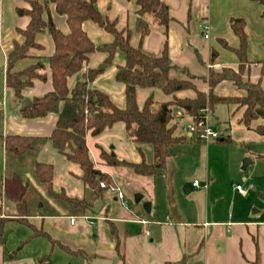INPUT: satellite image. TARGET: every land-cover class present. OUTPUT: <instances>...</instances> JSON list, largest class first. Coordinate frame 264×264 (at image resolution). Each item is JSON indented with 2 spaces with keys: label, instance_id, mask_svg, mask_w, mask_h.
<instances>
[{
  "label": "crops",
  "instance_id": "1",
  "mask_svg": "<svg viewBox=\"0 0 264 264\" xmlns=\"http://www.w3.org/2000/svg\"><path fill=\"white\" fill-rule=\"evenodd\" d=\"M104 1L107 10L112 4L115 5V11L109 13V15H104L108 18L110 17L109 19H116V22L121 17L122 21L117 23L118 28H126L127 24L132 25L137 36L135 43L132 40L130 42L133 46H137L139 44V34L135 29L136 11L138 9L136 3L133 0H125L123 2L96 0L98 3L96 6L100 12H103L101 8L104 5ZM162 1L167 4L169 13L172 16V20L167 27V49L172 64L186 68L193 75V72H198L195 71L198 67L197 63L192 61L185 52V49H187V38L190 35L189 21L194 14L196 19L200 18L202 20L200 26L207 31L206 38H208L206 60H203L197 54V56H200L201 64H205L207 68L202 73L201 78L207 75L209 69L219 71L223 67H229L237 70L239 60L233 49L239 46V38L233 32L231 20L239 18L243 20V28L247 36L246 58L248 60L241 77L243 80L259 83L264 89L263 2L258 0H206L205 3V0H202V6L197 8L198 12L191 13L194 4L193 0ZM118 12L122 15L120 16ZM2 14L3 18L4 8ZM20 15H23V9L20 11ZM44 17L49 18L61 31H68L65 16L56 13L52 4L44 13ZM148 21L150 30L142 40L141 48L146 53L150 52L146 51V46L149 44V35L152 31H155L156 34L158 33V37L160 36L156 42L158 45L148 54L157 55L160 53L164 41L165 28L152 23L150 18H148ZM193 22L194 27H197L198 22L194 19ZM8 25L10 23L6 24V26L4 24L2 27L0 26V52L5 65L7 53L12 48L13 41H22V37L18 32L20 27L15 23ZM82 26L86 33L88 28H91L93 32H98L89 21H84ZM43 32L48 33L47 29ZM42 36V34H37L36 36V41L41 47L32 49L31 53L35 57L25 58L32 63L38 60L42 62L43 65L39 72L46 74L45 80L36 79L31 87L24 90L23 99L26 97L31 101L33 97L41 96L52 89L47 57L53 53L54 47L51 39L52 46L49 49L51 53L49 55L44 54L43 39L45 40L46 38H42ZM214 38H217L222 43L223 48L226 47L229 52L226 53V50L218 47L214 42ZM111 39L110 35L107 40L111 41ZM97 52L90 56L88 67L94 68L92 64L95 61L104 60L106 55L101 57L96 54ZM21 61L16 63L15 70L25 68L24 66L20 67ZM124 62V54L121 51H117L112 63L107 64L103 68L106 67V70L112 67L113 74H115L116 67L123 65ZM105 70L93 80L95 83L98 81L99 83L102 82L105 77ZM5 75L6 66L2 68L3 87L6 88L4 90L5 98L3 93L0 96V103L6 105L13 95L12 106L14 105L16 107V110H14L17 112L18 109L19 113L12 114L11 110L8 109L4 112V116L6 115L7 117L8 114H12L14 120L9 131L1 133V135L18 134L35 138L31 148L21 155L6 151L3 143L0 142L3 149L0 202L6 213L16 214V208L14 203L1 196V186L5 178L12 174H18L25 185L24 200L27 216L35 224L43 225L50 231L47 230L50 234L69 231L67 227L63 229L62 220L68 219V224L74 226L76 225L77 217H84V224L78 232L81 235L84 234L83 236L97 238L99 245L96 249L88 251L81 247H70L58 238L53 237L71 250H81L87 255V258L83 255H76L82 261L78 264H89L88 260L95 256L111 258L112 264H254L257 253L259 254L258 264H264V204L259 209H253L250 213L242 203V201L248 200L251 194L258 192L260 184L264 187V133L259 132L257 129L258 127L264 128V118L253 119L246 125L242 121L244 106H239L236 103H218L213 109L206 112V122L213 130L220 133V137L205 141L192 136L193 133L189 131V126L193 122L192 116L181 109H174V113L176 110H180V115L174 117L176 123L175 134L178 136L186 135L187 138L185 141L169 147L164 167L157 170L154 175L136 174L129 166H114L105 162L104 164L95 165L108 175L107 178L110 174L114 177L111 181L105 182V185L118 187L121 191L122 186L115 181V178L122 177L127 173H134L143 183L144 189L142 190H145L146 193H142V198L144 194H147V201H150L151 204L150 212L146 213L142 206H137L138 203H136V206L125 205V212H112L109 214V207L105 208L107 210H103L105 206L103 201L102 209L98 213H93L90 207L98 194L82 182L80 168L57 150L49 138L58 117L57 113L51 112L41 117L25 116L21 108L23 99H16L12 90L5 85ZM170 75L178 78H187L186 74L175 70L170 71ZM192 81L199 90L206 91L208 89L204 81L199 83L197 78L192 79ZM121 85H117V94L120 91L117 99L112 98L106 92L107 89L102 87L103 85L91 88L105 90L118 106L122 102L124 104V86L122 83ZM69 87L71 88L72 86L70 85ZM138 89H144L145 98L152 94L154 107H157L162 101L171 99V95H164L158 89ZM212 91L219 96L239 97L244 95V90L230 80H223L217 83ZM175 95L178 97L193 96L194 92L193 90H184L178 91ZM138 104L141 105L142 103L138 102ZM222 104L225 105V108L219 106ZM180 120H184L182 130L176 132L177 124ZM124 133V137L130 139L126 136V132ZM92 137L94 136L87 135L90 155L98 156L101 161V152H105L106 149L102 147L99 140H93ZM131 143H133V146L129 151L131 153L138 152L141 157L139 161L142 159L146 162L152 161V159L151 161L145 159L146 145L149 144H140L133 141ZM177 144H180V146H175ZM249 144L253 145L249 146ZM130 152L129 154H131ZM108 153H114L118 159L127 160L125 159V148H121L117 153L111 151H108ZM245 157H249V161L246 164L253 162L260 164L254 165L251 170L245 169L242 171L240 166ZM37 162H45L53 166L52 191L55 194L63 192L67 197L83 200L88 206L85 208L80 205L72 206L67 199L50 196L46 190V185L35 177L34 168ZM110 166L115 167L114 170H108ZM236 178L243 179L247 188L244 189L239 180H235ZM259 179H262V182H258ZM195 180L198 181V185H193ZM236 184L242 186L243 193L235 188ZM105 190L109 192L114 201H118L122 205L126 202L125 199L124 202L121 201L116 196V192L109 189ZM42 198L44 202L49 204L45 210L42 209L43 203H40L38 209L35 208L34 211L31 210V207H27L29 201ZM262 198L264 199V193ZM3 201L12 203L14 207L3 205ZM71 210H75L77 213L70 212ZM93 214H96L98 219H91L90 216H93ZM145 214L150 217L144 216ZM71 217L74 218L73 223H70ZM13 223L22 224L14 221ZM91 227L95 229V232L91 231ZM130 227L132 229H129ZM146 231L149 234H146ZM178 231L182 232L183 235L182 245L179 241L176 243L174 239V232L177 233ZM70 232L73 233L76 230L74 229ZM5 237L4 235V239ZM35 239L40 238L35 237L29 241L34 248L28 250L25 247L27 243L21 246L18 254L20 261L28 260V264H57L59 262L68 264L69 260L64 258L68 255L67 251L58 245H53L51 253L47 257H43L45 256V244L41 248L35 247ZM23 240V238L20 240L14 239L13 246L17 247L19 245L20 247ZM43 240L42 242H44ZM117 240L119 242L118 246L116 244ZM134 240H138L141 243V257L139 258L137 257L138 250L133 245ZM0 246L1 264H4L7 247L5 249L3 240L0 241Z\"/></svg>",
  "mask_w": 264,
  "mask_h": 264
},
{
  "label": "trees",
  "instance_id": "2",
  "mask_svg": "<svg viewBox=\"0 0 264 264\" xmlns=\"http://www.w3.org/2000/svg\"><path fill=\"white\" fill-rule=\"evenodd\" d=\"M133 1L138 6L135 22V29L139 34L137 46H133L130 42L131 30L127 27L118 28L116 19L102 15L96 6V0H27L29 7L23 9V14L29 19L24 28L18 29L22 41L14 40L6 57L5 85L12 90L16 99L21 100L24 97V90L31 87L36 79L45 80L46 74L39 72L43 65L39 60L20 70H15V65L20 60L35 57L31 53L32 49L41 47L36 41V36L47 29L54 47L53 53L47 57L52 89L41 96L33 97V106L23 109L22 113L28 117L57 113V120L49 135L52 145L80 168L82 182L100 195L104 188L100 183L107 178V174L97 168L91 158L87 142L88 134L97 136L115 123L122 122L126 136L133 142L151 146L152 161L146 162L142 159L139 162H131L118 159L115 155L106 152H101V158L108 165H128L136 174L151 176L164 167L169 147L187 138L186 135L175 134L174 109L183 110L192 116V121L196 123L206 115V112L200 113V109L209 111L218 103H236L245 108L242 117L244 124L248 125L253 119L264 118V89L259 83H252L241 77L248 63L247 36L242 19L231 20L233 32L239 38V46L233 49L239 60L238 69L233 70L229 67H223L219 71L209 69L207 75L201 78L208 87L204 91L199 90L193 83L192 79L196 76L190 74L186 68L172 64L169 58L167 27L172 16L167 4L162 0ZM258 1L264 3V0ZM48 4L53 5L56 13L65 16L67 32L61 31L49 18L44 17ZM148 18L152 23L165 28V38L157 55L148 54L141 48V42L150 30ZM84 21H91L104 29L111 35V41L95 45L83 29ZM97 51L105 53L104 62L107 64L112 63L117 51L124 54L125 62L116 67L114 74L116 81L124 86L123 107L117 106L105 91L88 86V81L94 80L103 72L100 67H88L90 56ZM172 70L186 74L187 78L171 76ZM80 71L82 79L70 88L69 78ZM223 80L232 81L244 90V95L230 97L214 94L213 87ZM137 88L158 89L164 95H171V99L162 101L153 108V96L149 94L139 105L136 99ZM184 90H193L194 95L183 97L175 95L178 91ZM257 129L264 133L263 127ZM192 136L197 137L194 132ZM34 139L32 136L0 134V142L3 143L5 150L16 155L29 150ZM34 174L46 185L50 196L62 197L73 204L80 201L67 197L63 192L55 194L52 191L51 164L37 162ZM1 189V196L14 203L16 214L22 218L19 222L32 230L29 238L46 237L52 244H58L65 251L87 258L83 251L71 250L58 240L51 239L44 231L36 228L34 222L28 220L24 200L25 185L18 174L5 178ZM87 206L88 204L84 202L83 208ZM9 219L13 218L0 219V238L2 227ZM116 244L119 245L118 240ZM258 263L257 253L254 264Z\"/></svg>",
  "mask_w": 264,
  "mask_h": 264
},
{
  "label": "rangeland",
  "instance_id": "3",
  "mask_svg": "<svg viewBox=\"0 0 264 264\" xmlns=\"http://www.w3.org/2000/svg\"><path fill=\"white\" fill-rule=\"evenodd\" d=\"M40 1H45V0H40ZM114 1L115 2L116 1L123 2L125 0H114ZM193 1H194L193 10L191 11V13L192 12L197 13L198 12L197 8L202 6L201 2H203V1L202 0H193ZM205 3H206V0H205ZM96 5H98L97 2H96ZM49 6H50V4H48V7ZM105 6H106V3L104 1V5L101 8L103 11V12H101L102 15H104V14L109 15V13L115 11V9H116L115 5H113V4L110 6V8L108 10H107V7H105ZM28 7H29V4H28L27 0H0V17H1L0 18V26L2 27L3 24L6 26V24H8V23H10V25L15 23L20 28L24 27L25 24L27 23L29 17L26 14L20 15V11L22 9H26ZM3 8H4V17L5 18L4 17L2 18ZM118 14H120V12H118ZM121 15L122 14H120V16ZM196 15L198 16V14H196ZM193 19L196 20V22H198L197 27H194ZM14 20H15V22H14ZM121 21H122L121 17L118 18L116 25H117V23H120ZM201 21L202 20H200V18L196 19L194 17V14L190 18V21H189L190 35L187 38L188 39L187 40V49H185L186 55L190 56L192 61L196 62L198 65V67L196 68L197 70H195L198 72H193V73L196 76L195 78L199 79V83L202 82V79H201L202 73H204V71L207 70L206 65L201 64V62H200V56L203 60H206V55H207L206 54V48H207V39H208V38L204 37V35H203L204 33L206 34L207 31L204 30V28L200 26ZM89 23L93 24V26L98 31V32H93L91 28L87 29V33H88L87 35L91 37V39L93 40V42L96 45H100L104 42L109 41V40H107V39H109V36H110L109 33H107L104 29L100 28L98 25L94 24L93 22L89 21ZM10 25H8V26H10ZM127 27L131 30L130 41L132 40V42L135 43V41H136L135 38H136L137 34L135 33V30L132 28L131 24H127ZM201 32H202V34H201ZM41 34L43 35L42 38H46L45 40L43 39V44L45 47L43 53L46 55H49V53H51V52H49L50 51L49 49L52 46L51 37H50L49 33H46V32H40L39 35H41ZM149 36H150V39H149L148 46H146V51L152 52L153 49L158 45V43H156V42L158 41V38L160 36L158 37V33L156 34L155 31H152ZM164 38H165V32H164ZM167 39H168V30H167ZM214 42L216 43V45L218 47L223 48L222 43L217 38H214ZM195 49H196V53H195ZM223 49L226 50V53L229 52L226 47H224ZM150 52H148V53H150ZM96 54H98V56H101V57L105 56L104 52H97ZM197 54H199L200 56H197ZM102 61L104 62V60H101V59L99 61H95L94 64H92L93 67H101L102 65L107 66V63H105V62L103 63ZM29 63H32V62H30V60H28V59L22 60L20 62V64H21L20 67H23V66L26 67V66H28ZM5 66H6L5 61L3 59L2 53L0 52V96L4 93V98H5V91L4 90H6V88L3 87L4 81L2 79V68ZM105 68H103L102 70L104 71ZM111 68L112 67L107 68L105 70V77L101 83H99V81L95 83L92 80V81H88V84L90 87H99V85H103L102 87L107 89L106 92L109 93L112 96V98L117 99V98H119V95H120V91H119V94H117L118 93L117 85L118 86H122V85H121V83L116 81L114 74H113V68L112 69ZM81 79H82V75H81V71H80V72L74 74L73 76H71L69 78L68 85L73 86V84L76 81L81 80ZM143 97H144V89H138L136 92L137 102L143 103L144 98H145V97L144 98ZM13 100H14V97L12 95V97L10 98L9 102L6 105H2L0 103V134L6 133L7 131H9V128H10V126L14 120L12 114H16V113L18 114L19 113L18 109L16 112L15 111L16 107L14 105L12 106ZM118 106L123 107L124 106L123 102L121 104H119ZM219 106H222L221 108H225V105H223V104L219 105ZM152 107L156 108L153 106V104H152ZM7 109L11 110V112H12V114H8V117L6 115L4 116V112ZM183 121L184 120H180L179 123L177 124L176 132H180V130H182V124L184 123ZM124 132H125V130H124L123 123L117 122L110 129H106L105 131H103L98 136L92 137V139L93 140L94 139L99 140V143L102 145V147H104L106 149V151H105L106 153H108V151L117 153L121 148H125V151H126L125 159L130 160V161H139L141 159V157L139 156V153L136 151L134 153H131L129 151L130 148H132L133 143H131L132 141L130 139H127L124 137L125 136ZM250 145H253V144H249V146ZM175 146H180V144H177ZM2 150L3 149H2L1 144H0V176H1V173L3 171ZM129 152L131 154H129ZM91 158L93 159L95 165H99V163L104 164V162H105L103 160V158H101V161H100L98 159L99 157L95 156L93 154L91 155ZM248 158L249 157H245L241 162L240 169L242 171L245 169L251 170L254 167V165L260 164V163H254V162L249 163V164H245V162ZM145 159H147V161H151V159H152L150 145H146ZM55 166H56V163H55ZM121 166H128V165L123 164ZM56 168H57V166H56ZM114 168L115 167L110 166V167H108V170L109 169L114 170ZM112 179H114V177L112 176V174H110L109 177L106 178L102 182V183H104L102 186V187H104L102 190V198H103V201L105 203L103 210H107L105 208L109 207L108 208L109 214L112 212H115V213L125 212V210H124L125 205L126 206H136V203L134 202L135 194L146 193L145 190H142V189H144L143 183L136 177V175L134 173H127L126 175H123L122 177L115 178V181L119 182L120 185L122 186L121 189L123 191L124 199L126 201L122 205L120 202L114 201L112 196L109 194V192L105 190V189H109V185H107V184L105 185V182H109ZM235 180L236 181L239 180L240 184L243 186L244 189L247 188V185L243 179L236 178ZM258 182H262V179H259ZM258 187H259L258 192H254L253 194H251V196L248 200L242 201L243 205H245V208L250 213L252 212L253 209H259L260 206H262L264 204L263 203L264 199L262 198V194L264 193L263 192L264 187L262 186V184H260ZM147 197H148L147 194H144L143 198L137 204V206L141 207L142 202L147 201ZM40 203L44 204V206L42 208L43 210L48 208L49 204L47 202H44L43 198L38 199V200L29 201V204L27 203V207H31V210L34 211L35 208L38 209V206L40 205ZM83 203H84V201L80 199V201H78L77 204L76 203L73 204L72 202H70V205H72V206L80 205L81 207H83ZM3 205L14 207V205L10 202H4L3 201ZM0 206H1L0 219L13 218V219H9V221H7L2 227V234H1V240L0 241H2V240L4 241V247H5V249L7 247V252H8L7 253L5 251V263L4 264H28L27 263L28 260H24V261L21 260L20 261L18 259V254H19V250H20L21 246L24 245V243H27V244H25V247L28 250L34 248L31 245V243H29V241H31L32 239L35 238V237L29 238L32 234V233L30 234V231L32 232V230L29 227H27L25 224H21V225L16 224V223L14 224L13 221L19 222L20 220H22L21 216L17 215V214H12V213H6L1 202H0ZM101 209H102V207H101ZM70 212L77 213L75 210H71ZM102 214H103V211H102ZM144 216L150 217L148 214H145ZM93 217H95L93 219H98L96 214H93ZM16 218H20V219H16ZM27 218H28V220H31L28 216H27ZM83 220H84V217H77L76 218V225H74V226H70L68 224V219L62 220L61 223H62L63 229H65V227H67V229L69 231L68 232L63 231L62 233H59V234H53V233L50 234L49 233L50 231L48 229L43 227V225H39L38 223H36L34 225L40 231H44L46 234H48L51 239H54L53 237H56L59 240H61V242L68 244L70 247H72V246L75 248L81 247L83 249H87L88 251H91V250L96 249L98 247L99 240L97 238H93L91 236L90 237L83 236L84 234L81 235L78 232V231H80L79 230L80 227L84 224ZM19 223H21V222H19ZM74 229L76 230V232H73V233L70 232ZM90 229H91V231L95 232V229L93 227H91ZM129 229H132V227H130ZM27 232L30 235L27 234L28 235L27 236L26 235ZM4 235L6 236L5 239H4ZM22 238L24 240H23V243L20 244V247H19V245L17 247H14L13 246L14 239L20 240ZM37 238H40V239H35L34 240L35 242L34 241H32V242L35 243V247H39V248L44 247V244H45V250H44L45 256H43V257H47L51 253L53 245H58L56 243L52 244L50 242V240L46 237L38 236ZM174 239H175L176 243H178V241H179V243L182 245V243H183L182 232H180V231H178L177 233L174 232ZM42 240L44 242H42ZM133 245H134V248L138 250L137 257L138 258L141 257L140 256L141 255V251H140L141 243L138 240L137 241L134 240ZM28 250H26V251H28ZM0 253H1V246H0ZM10 255H12V256H10ZM70 255H72V256H70ZM78 257H76V255L68 252V255L64 258H67L69 260L68 264H78L79 262H82L81 258H78ZM1 263H2V260L0 259V264ZM57 264H61V263L59 262Z\"/></svg>",
  "mask_w": 264,
  "mask_h": 264
},
{
  "label": "built area",
  "instance_id": "4",
  "mask_svg": "<svg viewBox=\"0 0 264 264\" xmlns=\"http://www.w3.org/2000/svg\"><path fill=\"white\" fill-rule=\"evenodd\" d=\"M204 37H207V34H204ZM200 113L202 112H207L206 109H200L199 110ZM180 115V110H176L174 113V117L179 116ZM207 116L205 115L203 119L198 120V122H192V124L189 126V131L190 132H194L197 135V138L201 139V140H205L207 141L208 139H218L220 137V133L213 130L206 122ZM104 183H100L101 186H103ZM193 185H198V181L195 180L193 181ZM235 188L243 193L244 190L242 188V186L240 184H236ZM110 191L116 192V196L124 202V194L123 192L118 188V187H109ZM90 218H95L93 216H90ZM74 222V218L71 217L70 218V223ZM146 234H149L148 231L145 232Z\"/></svg>",
  "mask_w": 264,
  "mask_h": 264
},
{
  "label": "water",
  "instance_id": "5",
  "mask_svg": "<svg viewBox=\"0 0 264 264\" xmlns=\"http://www.w3.org/2000/svg\"><path fill=\"white\" fill-rule=\"evenodd\" d=\"M103 65L100 67V69H103ZM33 106V102L29 99V98H24L22 101H21V108L22 109H25V108H29V107H32ZM111 155H114V153H111ZM248 159L246 160L245 164L248 163ZM142 199V194L140 193H137L135 194L134 196V202L135 203H139ZM103 205V199L101 197L100 194H98L96 196V198L93 200L92 202V205L90 207V210L91 212L93 213H98L99 210L101 209ZM150 201H143L142 202V208L144 209V211L146 213H149L150 212ZM88 263L89 264H112V259L111 258H108V257H99V256H95V257H92L91 259L88 260Z\"/></svg>",
  "mask_w": 264,
  "mask_h": 264
}]
</instances>
